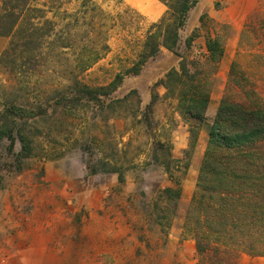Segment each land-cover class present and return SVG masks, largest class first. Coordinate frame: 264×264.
I'll return each instance as SVG.
<instances>
[{
	"label": "rangeland",
	"instance_id": "obj_1",
	"mask_svg": "<svg viewBox=\"0 0 264 264\" xmlns=\"http://www.w3.org/2000/svg\"><path fill=\"white\" fill-rule=\"evenodd\" d=\"M99 3L114 14L132 9L129 15L134 20L137 13L142 20L136 37L168 13L159 0ZM246 26L251 30L244 35ZM208 31L220 39L226 53L212 66L213 101L192 148L191 124L161 83L184 59L206 61ZM180 36L176 53L162 49L140 75L126 77L116 92L100 97L105 106L84 100L67 113L53 102L48 107L46 100L54 96L47 91L68 77L61 79L56 61L40 67L34 94L25 102L34 107L43 104V115L19 122V128L32 134L33 155L20 159L19 140L12 143L0 137V264H210L214 260L198 257L184 226L197 191L209 128L238 53L242 52L248 73L264 79V0H201ZM191 36L197 38L187 48ZM123 40L124 35H112V51L81 76L83 82L96 87L114 79L120 55H125ZM10 43V38L0 37V58ZM17 88L15 76L0 69V115L6 104L19 98ZM126 98L127 104L116 111L106 107ZM169 164L174 181L166 172ZM178 184L182 199L171 224L170 211L160 197ZM164 213L167 220L160 225L158 217ZM239 261L264 264V258L245 254Z\"/></svg>",
	"mask_w": 264,
	"mask_h": 264
},
{
	"label": "trees",
	"instance_id": "obj_2",
	"mask_svg": "<svg viewBox=\"0 0 264 264\" xmlns=\"http://www.w3.org/2000/svg\"><path fill=\"white\" fill-rule=\"evenodd\" d=\"M159 1L167 6V15L136 37L142 18L134 12V20L129 15L132 9L114 14L99 0H0V37L11 39L0 58V69L15 76L16 92L20 94L0 115V137L12 143L19 140L20 159L33 155L34 142L32 134L19 128V122L37 120L44 112L43 104L34 107L25 102L34 94L40 67L56 61L62 69L61 79L68 77L65 83L59 82L47 91L54 98L46 100L48 107L53 102L67 113L84 100L105 106L100 97L108 98L116 92L126 77L140 75L162 49L178 51L180 32L201 0ZM250 27L246 26L244 35ZM207 33L206 61L184 59L180 68L171 70L161 83L168 97L178 102L183 119L191 124L192 148L212 102V66L219 64L226 53L220 39ZM113 34L124 35L125 55L118 60V73L109 84L90 86L81 76L110 54ZM196 38L189 37L186 47L191 48ZM128 47L131 49L126 51ZM241 58L242 52L231 65L226 92L209 128L197 191L184 226L185 234L195 241L198 257L202 261L206 255L213 257L210 264H240L242 254L264 258V79L253 78ZM127 102V98L113 101L106 107L116 111L114 108ZM10 123L12 128L8 127ZM187 163L186 170L189 160ZM166 172L174 181L170 164ZM119 180L124 183L123 174ZM181 199L180 184L165 189L160 197L170 211L171 224ZM156 210L161 211L159 204ZM166 220V213L158 217L160 225Z\"/></svg>",
	"mask_w": 264,
	"mask_h": 264
},
{
	"label": "crops",
	"instance_id": "obj_3",
	"mask_svg": "<svg viewBox=\"0 0 264 264\" xmlns=\"http://www.w3.org/2000/svg\"><path fill=\"white\" fill-rule=\"evenodd\" d=\"M223 98V97H222ZM222 100V99H221ZM213 101V100H212ZM221 102V101H220ZM219 105H220V103H219ZM211 106V105H210ZM215 107V106H214ZM218 108H219V106H218ZM218 108H217V110H218ZM210 109V108H209ZM214 109H216V108H214ZM217 110H216V113L215 114H217ZM208 112H209V110H208ZM215 117H216V115H215ZM215 119V118H214ZM214 121V120H213ZM208 146V145H207ZM206 151V150H205ZM203 153H205V152H203ZM202 162H203V160H202ZM202 164V163H201Z\"/></svg>",
	"mask_w": 264,
	"mask_h": 264
}]
</instances>
